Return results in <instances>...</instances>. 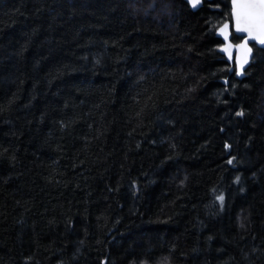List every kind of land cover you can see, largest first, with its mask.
I'll return each instance as SVG.
<instances>
[{
    "label": "trees",
    "instance_id": "obj_1",
    "mask_svg": "<svg viewBox=\"0 0 264 264\" xmlns=\"http://www.w3.org/2000/svg\"><path fill=\"white\" fill-rule=\"evenodd\" d=\"M231 10L0 0V264H264V48L229 73Z\"/></svg>",
    "mask_w": 264,
    "mask_h": 264
},
{
    "label": "snow or ice",
    "instance_id": "obj_2",
    "mask_svg": "<svg viewBox=\"0 0 264 264\" xmlns=\"http://www.w3.org/2000/svg\"><path fill=\"white\" fill-rule=\"evenodd\" d=\"M193 8L199 6L202 0H188ZM232 10L231 16L235 21V30L239 33H246L247 36L243 37V43L237 45L238 48L244 50V55L240 61V71L238 75H243L244 65L249 63L252 48L248 46V41L253 40L256 43L264 46V0H231ZM229 27L227 23L220 28V33L224 35L225 40L228 39L225 30ZM231 45H226L221 50L226 52L229 59L232 58L230 52ZM237 116H243L244 113L237 112ZM229 164L232 160L228 161ZM239 177H237V182ZM217 199L223 203L224 197L218 196Z\"/></svg>",
    "mask_w": 264,
    "mask_h": 264
},
{
    "label": "water",
    "instance_id": "obj_3",
    "mask_svg": "<svg viewBox=\"0 0 264 264\" xmlns=\"http://www.w3.org/2000/svg\"><path fill=\"white\" fill-rule=\"evenodd\" d=\"M184 1L189 5L190 9L193 12L199 11L204 6V4H205V0H202L201 4L199 6H197L196 8H193L191 6V4L188 2V0H184ZM225 23H227L229 25V27L225 30V33L227 34L228 39L225 40L224 35H222L220 33V29H219V31H218V37L223 41V44L221 45V47H219L218 52L221 53L225 57L226 61L231 65L230 72L231 73H235V75H236L237 78H243V77H245L246 70L250 66V64H251V62L253 60V57H254V46H253V44L256 47H258V48H264V46L256 43L253 40H249L248 41V46L252 48V52H251V55H250V60H249V63H247V64L244 65L243 75H238L237 73L240 71V61L243 58L244 50L238 48L237 45L242 44L243 43V39L240 42L235 43V42L232 41V38H233V35H238V36L246 37L247 34L246 33L236 32V30H235V21L233 20V18L231 20H229V21H226ZM225 23H223L221 27H223V25ZM226 45H231L232 46L230 48V52L232 54V58L231 59H229V56H228V54L226 52H224V51L221 50ZM228 82H229L228 79H226L225 80V83L228 84Z\"/></svg>",
    "mask_w": 264,
    "mask_h": 264
},
{
    "label": "bare ground",
    "instance_id": "obj_4",
    "mask_svg": "<svg viewBox=\"0 0 264 264\" xmlns=\"http://www.w3.org/2000/svg\"><path fill=\"white\" fill-rule=\"evenodd\" d=\"M231 69V68H230ZM229 73L232 75L233 73H231L230 71H229ZM235 74V73H234ZM236 76V75H235Z\"/></svg>",
    "mask_w": 264,
    "mask_h": 264
}]
</instances>
